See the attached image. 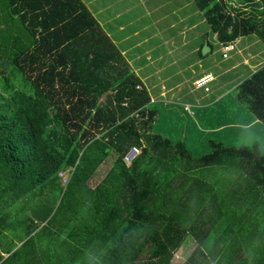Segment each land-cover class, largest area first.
Listing matches in <instances>:
<instances>
[{"label": "trees", "instance_id": "16d2710c", "mask_svg": "<svg viewBox=\"0 0 264 264\" xmlns=\"http://www.w3.org/2000/svg\"><path fill=\"white\" fill-rule=\"evenodd\" d=\"M88 1L0 0V36L19 34L0 41L13 76L0 80V264H54L52 226L82 207L96 217L101 243L113 245L102 259L93 249L97 264H173L188 237L197 246L184 264H264L259 140L211 139L210 152L195 156L186 141L157 132L148 85ZM194 2L222 45L253 33L264 41V0ZM234 92L264 125V66ZM133 148L141 153L129 165ZM71 257L57 264H75Z\"/></svg>", "mask_w": 264, "mask_h": 264}, {"label": "rangeland", "instance_id": "374dc122", "mask_svg": "<svg viewBox=\"0 0 264 264\" xmlns=\"http://www.w3.org/2000/svg\"><path fill=\"white\" fill-rule=\"evenodd\" d=\"M188 1L190 0H174L173 2L171 0L170 5L164 8L161 13H156V15L152 16L146 15L147 17L145 19H141L136 23H140V25H137L138 27H128L126 30V33L132 34L134 30L141 29L143 25H148L150 22L152 24V28L142 30L140 36L142 39L149 37L152 31L154 32L155 30H159V32L163 34L162 35L160 33L157 38L158 44H156L158 54L163 57L162 61L157 62L154 65H148V61L145 57L146 54H144V52L147 46L150 47V45H143L141 48L136 49V52L142 53L143 59L141 60V64H145L144 68L147 73L149 83L155 84L159 82V84L156 85L158 87L157 90L153 92L154 95L157 96L151 104V107L157 111L155 130L171 137L174 141H179L181 139L186 141L189 151H191V153L195 156H201L210 152L211 139L224 141L228 145L247 144L250 146H253L255 141L259 140V145L264 152V125L259 124L252 128L251 125L247 126L250 122V118L248 117H252L253 112L247 104H242L239 100L237 101V96L234 92L237 83L239 84L247 78V76L254 73L255 69L258 70L262 65H264V60L258 64L259 66L257 68H253L249 66V63L246 64L245 62L246 59L251 60L252 63L257 62V59H254L253 54H257L260 58L264 59V51L262 52V55H260V51L257 48L255 49L254 45H252L253 42L257 40L264 47V41L256 33L245 35L239 40V42L237 40L236 49L229 53V58H225L223 56L222 46H219V42H216L215 33L207 21L205 24L200 25L197 30L195 29L196 33L191 32V29H189V34H182L186 28L196 22L198 17H204L202 13L198 12L199 8L195 4L194 0H191V5L189 6L190 9L187 7V9H184L182 6H185ZM227 1L236 6H240V3L238 2L239 0ZM137 2L138 0H136V3ZM188 3L190 4V2ZM192 8L196 9V13L191 14L189 19L187 18L182 20V15L189 12L188 10H191ZM175 9L183 11L179 14L176 11L173 12ZM142 10L143 14L147 9L143 7ZM151 10L156 11L154 8ZM139 13L140 12L137 10V15H140ZM2 16H4V14L0 15V19L3 18ZM98 18L102 20L103 16L100 15ZM155 19L159 20L156 22ZM173 22H175L174 27L171 26ZM4 26L6 25H3V27ZM198 30H200L205 36H200V34L197 33ZM17 35L19 36L18 32H14L11 28L4 29V32H2L0 36V41L2 42V40H4L5 43H10ZM171 36L176 37L172 40L170 39ZM195 37L199 40V44H197L198 40ZM164 39L171 40L172 45L170 48L164 46ZM207 40L214 45V51L209 53V55H200L199 53L193 55L192 49L200 46L201 43H204ZM131 42L132 40L130 43ZM160 43H162V45H160ZM172 46L175 47V53L173 55L168 53L170 52ZM203 49L204 46L202 48V53ZM7 61L8 55H5L2 59H0V80L4 77L10 79L13 78L10 74L11 69L8 71V63L9 65L12 64ZM174 61H176V63H174ZM187 64L192 65L191 68L186 70L185 73H182L181 70L188 67ZM219 65L220 68L225 65H237L236 68H238V70L229 73L228 76H224L223 79L217 77L214 82L209 84L210 88L208 91L205 87L196 88L195 85H193L196 75L201 76L199 74L200 72L207 73L209 70L216 69L215 66ZM193 66H196V72L195 69L192 68ZM160 68L161 71H159ZM4 70L5 75H2L1 72ZM217 71L220 72L219 70ZM239 73H241V75L234 79V75H238ZM150 74H153V77H150ZM187 78L190 80L187 81ZM162 79H168L166 85L164 84L166 80L162 81ZM178 81H183V84L176 87ZM3 85L4 81L2 82V86ZM162 91H166V93L163 94ZM236 103L239 105L236 106ZM188 106L190 107V110L188 109ZM140 153L141 151L135 155L129 163L131 164ZM115 160L116 156L109 159V161H107L104 165L107 166V169H110ZM229 174L230 173L227 175ZM57 205L58 203L56 206ZM82 212L85 211L82 210ZM71 223L72 227H75L78 223L77 219H72L70 221V224ZM85 240H87L86 237H84V241H79L81 243H75L76 246L79 247V253L76 246L73 248L72 243L65 244L64 246L66 247L64 248L66 251H69L68 247H71L72 252L77 251L75 252L76 254L78 253V258L76 256L77 264H90L92 261V255L90 252H92L93 249H91V251L89 250V247L84 248V245L86 246L87 243ZM112 246L113 245L110 247H102V252H97L99 258L102 259L104 255L108 257L112 256L110 255V248ZM196 246L197 242L193 239V237H188L182 246L175 252L172 260L173 264H184L191 256ZM125 250L126 249L124 248L121 250V255L125 252ZM137 262L138 261H135L134 264ZM94 264H97L96 260H94Z\"/></svg>", "mask_w": 264, "mask_h": 264}, {"label": "crops", "instance_id": "0c3cea01", "mask_svg": "<svg viewBox=\"0 0 264 264\" xmlns=\"http://www.w3.org/2000/svg\"><path fill=\"white\" fill-rule=\"evenodd\" d=\"M173 1L174 0H172V2ZM170 2H171V0H167V1H165V0H138L137 3H136V0H101V1L89 0L87 2L89 7L92 10H95L94 13L96 16H100V15L103 16L102 20H100L99 18L98 19L100 20V22L102 21L101 22L102 25L107 30V32L110 34V36L113 38L115 43L119 46V48L121 49L123 54L128 59L131 66H133V69L137 72L138 75H140L143 78L144 82L148 85L149 91H150V94L152 97V101L157 96V95H154L153 92L157 90L158 87L156 85H158L159 82H157L155 84L149 83V81H148L149 79L147 77V73H146L145 68H144L145 64H141V60L143 59L142 53L136 52V49L141 48L143 45H150V47L147 46V48L144 52V54H146L145 57L148 61V65H150V64L154 65L157 62L162 61L163 60L162 55H159L157 50H156V44H158L157 38L159 37L161 32H159V30H155L154 32L152 31V33L149 37H147L146 39H142L140 37L142 30L152 28V24L150 22L148 23V25H143L141 29L134 30V32L132 34L126 33V30L128 27H133V26L138 27L137 25L138 24L140 25V23H138V24H136V23L138 21H140L141 19H145L147 17L146 15L152 16V15H156V13H161L164 8H166L168 5H170ZM188 2H190V4ZM188 2H187V4H185V6H182L184 9L186 7L189 8V6L191 5V0ZM143 7L146 8L147 10L142 14V12H143L142 8ZM182 7H180V8H182ZM152 8L156 9V11L151 10ZM192 9L188 10L189 12L184 13L182 15V20H185L187 18L189 19L191 14L196 13V9H194V8H192ZM137 10H138V12H140L139 13L140 15H137ZM198 10H199L198 11L199 13L203 14V12L200 9H198ZM175 11L180 14L183 10L175 9L173 12H175ZM203 16H204L203 18L198 17L196 22L194 24H191L188 28H186V30L183 31L182 34L183 35L189 34V32H190L189 29H191V32H195V29L197 30L200 25L205 24L206 18H205L204 14H203ZM158 20L159 19H155L156 22ZM186 21H188V20H186ZM171 26L174 27L175 22H173L171 24ZM197 33H199L200 36H202V37L205 36L200 30H198ZM214 35L216 38V42H219L218 43L219 46L220 45L222 46V43L218 40L217 33H215ZM197 36H199V35H197ZM175 37L176 36H171L170 39L173 40ZM243 37L244 36L238 38V42ZM195 38L197 39V37H195ZM131 40H132V42L130 43ZM151 41H153V42H151ZM199 43L200 42L198 40L197 44H199ZM206 43L210 46V50L206 53V55H209V53H212L214 51V45L209 40H207L204 43H201L200 46L194 47L192 49V54L195 55V54L199 53L200 55H205L203 53L201 54V51H202L203 46ZM160 45H162V43H160ZM171 45H172L171 40L164 39V46H167L168 48H170ZM252 45H254L255 49L257 48L260 51V55H262V52L264 51V47L259 43V41H257V40L254 41ZM172 47H174V46H172ZM172 47L170 49V52H168L171 55H173L175 53V47L174 48H172ZM261 48H263V49H261ZM253 56H254V59H257V62L252 63V61L248 60V59H246L245 62H246V64L249 63L250 64L249 66H251L253 68H257L259 66L258 64H260L264 59L260 58V56H258L257 54H253ZM174 63H176V61H174ZM191 64H194V63H191ZM187 66L188 67H186L184 70H181L182 73H185V71L188 70L189 68H191L192 65L187 64ZM236 66L237 65H225L222 68H220V65L215 66L216 69L209 70L207 73L200 72L199 74L201 76L196 75L195 80L206 75V74H208V73H212V75L214 76V80L212 82H214L217 77H219L220 79H223L224 76H226V75L228 76L229 73L238 70V68H236ZM262 66H264V65H262ZM192 68L195 69V72H196V70H197L196 66H193ZM217 70H219L220 72H218ZM159 71H161V68ZM255 71H257V70L255 69ZM239 75H241V73H239L238 75H234L235 76L234 79L239 77ZM150 77H153V74H150ZM165 80H166V82L164 84L166 85L168 79H162V81H165ZM189 80L190 79L187 78V81H189ZM195 80H194V82H195ZM239 81H240V79H239ZM194 82H193V85H194ZM182 84H183V81H178L176 84V87L179 85H182ZM237 85H238V83H237ZM154 86H155V88H154ZM171 87H175V86H171ZM162 93L164 94V93H166V91H162ZM221 100H219V101H221ZM236 104H237L236 106L239 105L238 103H236ZM248 118H250V122L247 124V126L251 125V128H252V127H255L256 125L260 124L258 119L256 117H254V115H252V117L249 116ZM107 161L103 162L99 166V168L96 170V172L92 175V177L88 181L89 185L92 188L96 187L98 184L103 182V180L105 179V177H107L109 171L111 170V169H107V166L104 165ZM102 168H104V169H102ZM94 199H95V196L93 198H91L90 201H92ZM82 210H84L85 212H82ZM82 210L79 213H77V215H76L78 223L75 227H72V223L70 224V222H69V224H64L62 220L60 221L61 224L58 223L57 225L52 226V228H54L58 233V236H56L54 238H55L56 246L59 247V248L57 247L58 251H55V253H54L55 255H53V259H52V256L50 257V259L52 260V262H54V264L61 262L64 259V256H65V259L68 258L70 261H71L70 256H72L71 258H74L76 260L75 264H77L78 253L76 255L77 256V258H76V256H74L75 254L70 255L71 250L65 251V253H66L65 254V253H63V250L60 249L59 245L61 243H63L64 241H66L67 244L72 243L73 248H75L76 244H78L77 242L84 241V237H86L87 238V240H85V241H87L86 244L92 245L89 249H94V251L102 252L101 248L104 247V245L101 243L100 237H99V235H97L98 233L97 232L93 233V231L95 229H96V231H98V228H99V226L97 225L96 217L95 216L92 217L91 212L86 211V209L84 207H82ZM92 218H93V221H92L93 223L90 221V220H92ZM73 219H75V218H73ZM89 221H90V223H89ZM98 221H100V220H98ZM45 224H47V223H42L41 227L44 226ZM41 227H39L35 232L40 231ZM70 234L75 235V236H73L75 239H70V238H73V237L69 238ZM85 234H86V236H85ZM88 241H90V243ZM79 243H81V242H79ZM21 244L22 243H19L18 245L20 246ZM95 247H98L97 249H99V250H96ZM69 248H71V247H69ZM76 248H78V247L76 246ZM90 254L93 256L94 252L92 251V252H90ZM47 255L49 256V254H47ZM84 255H83V257H84ZM95 256H96V259L99 257L97 254H95ZM39 257H41V255ZM42 259H44V257ZM84 264H87V263H84Z\"/></svg>", "mask_w": 264, "mask_h": 264}, {"label": "built area", "instance_id": "2783aa9c", "mask_svg": "<svg viewBox=\"0 0 264 264\" xmlns=\"http://www.w3.org/2000/svg\"><path fill=\"white\" fill-rule=\"evenodd\" d=\"M236 44H237V40L235 41H231L227 44L222 45V51H223V56L225 58L229 57V53L230 51H233L236 49ZM214 80V76L212 75V73H208L198 79L195 80L194 85L196 88H202L205 87V89L208 91L209 90V84ZM140 152V150L138 148H134V153L132 151H130L127 156H126V161L129 163L131 162V159H133L135 157V155H137ZM130 164V163H129ZM61 176L63 178V180L65 182L68 181V174L66 173H61Z\"/></svg>", "mask_w": 264, "mask_h": 264}, {"label": "clouds", "instance_id": "9594fccd", "mask_svg": "<svg viewBox=\"0 0 264 264\" xmlns=\"http://www.w3.org/2000/svg\"><path fill=\"white\" fill-rule=\"evenodd\" d=\"M238 40V39H237ZM133 153H134V148L131 150ZM128 163V162H127ZM130 165V164H129ZM62 173H66V174H68L67 172H62ZM60 176H61V174H60ZM61 179H62V184L64 185V184H67V182H65L64 180H63V178H62V176H61ZM68 179H69V174H68ZM94 260H95V258L94 257H92V261L90 262V264H94Z\"/></svg>", "mask_w": 264, "mask_h": 264}, {"label": "water", "instance_id": "95a60500", "mask_svg": "<svg viewBox=\"0 0 264 264\" xmlns=\"http://www.w3.org/2000/svg\"><path fill=\"white\" fill-rule=\"evenodd\" d=\"M210 50V46L206 43L204 45L203 53L206 54Z\"/></svg>", "mask_w": 264, "mask_h": 264}]
</instances>
